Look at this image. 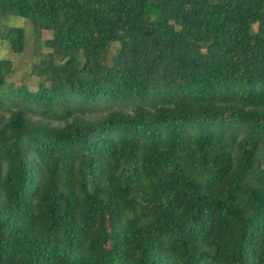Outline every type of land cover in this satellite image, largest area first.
Instances as JSON below:
<instances>
[{
	"label": "trees",
	"instance_id": "trees-1",
	"mask_svg": "<svg viewBox=\"0 0 264 264\" xmlns=\"http://www.w3.org/2000/svg\"><path fill=\"white\" fill-rule=\"evenodd\" d=\"M9 15L52 36L32 88L0 59V264H264V0Z\"/></svg>",
	"mask_w": 264,
	"mask_h": 264
},
{
	"label": "rangeland",
	"instance_id": "rangeland-1",
	"mask_svg": "<svg viewBox=\"0 0 264 264\" xmlns=\"http://www.w3.org/2000/svg\"><path fill=\"white\" fill-rule=\"evenodd\" d=\"M10 26H21L25 30V46L21 53L11 50L8 40L3 36L4 30ZM52 36L49 30L35 29L29 19L18 15L0 17V59L7 58L11 61L12 72L8 77L9 82L17 85L25 83L34 87L38 77L33 73V65L37 63L43 54L49 52V48L43 44L45 39ZM119 44H110L109 55L115 54Z\"/></svg>",
	"mask_w": 264,
	"mask_h": 264
}]
</instances>
